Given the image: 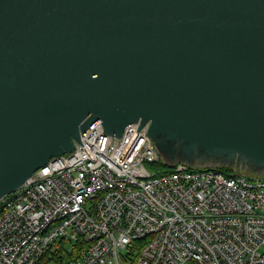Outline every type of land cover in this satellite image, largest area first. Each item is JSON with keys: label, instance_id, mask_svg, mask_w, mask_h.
Masks as SVG:
<instances>
[{"label": "water", "instance_id": "obj_1", "mask_svg": "<svg viewBox=\"0 0 264 264\" xmlns=\"http://www.w3.org/2000/svg\"><path fill=\"white\" fill-rule=\"evenodd\" d=\"M134 123L169 168L264 176V0H0V200Z\"/></svg>", "mask_w": 264, "mask_h": 264}, {"label": "built area", "instance_id": "obj_2", "mask_svg": "<svg viewBox=\"0 0 264 264\" xmlns=\"http://www.w3.org/2000/svg\"><path fill=\"white\" fill-rule=\"evenodd\" d=\"M147 127L95 124L1 199L0 264H264V177L150 169Z\"/></svg>", "mask_w": 264, "mask_h": 264}, {"label": "trees", "instance_id": "obj_3", "mask_svg": "<svg viewBox=\"0 0 264 264\" xmlns=\"http://www.w3.org/2000/svg\"><path fill=\"white\" fill-rule=\"evenodd\" d=\"M148 168H153V169H159L161 173H168L171 171V168H169L166 164L162 163V162H158L155 164H150L148 165ZM193 170H197V169H193ZM220 173H222L225 176H231V173H233V169H218ZM234 176H238V175H234ZM48 256H52L50 257V259H48ZM58 252L55 253H48L47 255L44 256V260H42L39 264H48V261H52V260H56L57 259V263L58 264H63L62 261L63 259H65V256H60V258L58 259ZM67 258V257H66Z\"/></svg>", "mask_w": 264, "mask_h": 264}, {"label": "rangeland", "instance_id": "obj_4", "mask_svg": "<svg viewBox=\"0 0 264 264\" xmlns=\"http://www.w3.org/2000/svg\"><path fill=\"white\" fill-rule=\"evenodd\" d=\"M193 169H196V168H193ZM217 169H223V168H217ZM235 174H236V175H248V176H253V175L249 174L248 172H246V171H244V170H242V169L238 170L237 168L233 167V173H231V175L234 176Z\"/></svg>", "mask_w": 264, "mask_h": 264}]
</instances>
